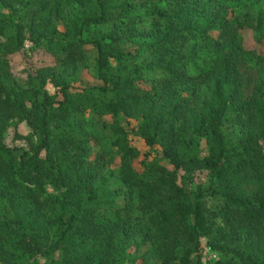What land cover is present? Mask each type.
Instances as JSON below:
<instances>
[{
    "label": "trees",
    "instance_id": "obj_1",
    "mask_svg": "<svg viewBox=\"0 0 264 264\" xmlns=\"http://www.w3.org/2000/svg\"><path fill=\"white\" fill-rule=\"evenodd\" d=\"M260 2L252 27L263 43ZM135 3L0 0V264H204L201 237L222 255L207 264H264V53L254 51L258 73L245 96L246 21L224 0L151 3V39L136 47H149L147 64L161 76L140 87L135 47L121 44L118 26L84 34L120 17L134 24ZM26 40L54 61L21 77L10 55ZM205 46L208 64L188 73ZM91 51L99 82L73 87ZM132 115L144 151L121 124ZM228 119L240 126L236 141L221 128ZM21 121L25 145H6ZM199 172L213 179L218 208L193 185Z\"/></svg>",
    "mask_w": 264,
    "mask_h": 264
},
{
    "label": "rangeland",
    "instance_id": "obj_2",
    "mask_svg": "<svg viewBox=\"0 0 264 264\" xmlns=\"http://www.w3.org/2000/svg\"><path fill=\"white\" fill-rule=\"evenodd\" d=\"M135 6L132 8V13L137 17L134 24H129L127 18H116L110 22H107L98 26H89L85 28V35H102L109 32L111 29L118 26L119 32L123 33V38L121 44L125 48H133L137 55V62L141 65V69L135 74L137 85L143 88H150L152 81L156 80L161 76L159 69L149 66L147 63L151 60L152 54L149 47L140 45L136 47L139 43L143 41H149L151 39V34L146 30L149 29L151 25L152 17L150 15L151 3H164L167 0H135ZM171 2V1H170ZM227 5V14L231 17H237L240 20H244L243 26L238 28L239 42L244 50L242 58L239 63L240 70L243 75V88L244 95L249 96L251 91H253V85L258 73V67L254 63V51L264 53V42L259 43L256 40L255 31L252 27L255 21L256 13L261 6L260 0H224ZM207 7V6H205ZM199 20L202 22L205 20L203 16L199 17ZM59 28H62V23L58 22ZM216 33V31L214 32ZM130 37V39H129ZM200 54L191 61H188L184 64L188 73L195 74L200 68L206 66L210 59V50L207 46L203 47ZM89 60L82 70V78L80 81L74 82L73 87H78L81 85H88L92 83H97L99 80L94 78L92 73V63L94 53L88 52ZM54 58L51 54L45 51L41 47L31 48L30 42L25 41L24 46L21 51H16L10 55V64L12 71L17 73L21 77H26L28 72H33L34 69L39 65H45L52 63ZM49 92L53 90V86L50 83H47L45 87ZM107 120H110L111 117L105 116ZM121 124H125L129 129L128 137L130 143L136 146L140 151L147 149L143 139L136 134L131 128L139 122V118L135 116H122ZM223 132L233 141L239 139L241 131L240 126L237 123H234L231 119L226 120L221 126ZM28 125L25 121H21L15 126H10L4 134V143L8 146L16 145H25V138H22L18 135L25 134L28 132ZM198 154L200 156L206 154L207 152V142L203 136L198 137L197 141ZM103 147L106 149L109 148V140L102 142ZM100 146L93 145L92 155L95 154L97 149ZM110 165V164H109ZM204 172H199L195 178L193 185H201L202 189L205 192L206 202L211 207H217L221 203V198L217 195H210V185H212L213 179L208 175H204ZM48 189L51 190V187L48 186ZM202 250V260L204 264H207L211 261L218 260L222 255L217 252L216 249L211 248L206 237H201L200 239ZM151 264H158L156 261H152Z\"/></svg>",
    "mask_w": 264,
    "mask_h": 264
}]
</instances>
